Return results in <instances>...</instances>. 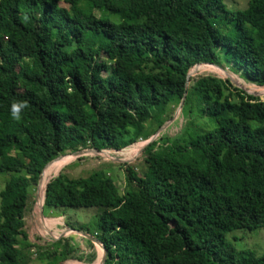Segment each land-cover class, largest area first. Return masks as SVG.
Returning <instances> with one entry per match:
<instances>
[{
	"label": "trees",
	"instance_id": "trees-1",
	"mask_svg": "<svg viewBox=\"0 0 264 264\" xmlns=\"http://www.w3.org/2000/svg\"><path fill=\"white\" fill-rule=\"evenodd\" d=\"M222 58L264 87V0H0V264H32L19 238L30 239L39 182L40 209L44 196L43 208H101L93 231L68 223L63 234L96 237L104 264H264L227 239L264 228V99L195 73ZM183 100L178 131L161 130ZM156 134L142 174L124 164L123 193L103 169L53 176L71 153L119 152ZM33 243L48 264L98 255L79 233Z\"/></svg>",
	"mask_w": 264,
	"mask_h": 264
},
{
	"label": "rangeland",
	"instance_id": "rangeland-1",
	"mask_svg": "<svg viewBox=\"0 0 264 264\" xmlns=\"http://www.w3.org/2000/svg\"><path fill=\"white\" fill-rule=\"evenodd\" d=\"M228 7L230 8H244L246 7L249 0H224ZM97 14L100 11L96 10ZM223 31H227L225 27H222ZM196 67V66H195ZM204 68L201 70H197L195 73L201 71L199 74L203 73H213L219 77L226 78L229 77L232 81L244 89L247 93L254 94L259 96L261 99H264V87L258 88L254 84L246 82L240 74L233 72L230 64H228L222 58V65H215V64H205ZM193 69V68H192ZM191 69V70H192ZM193 73V74H195ZM192 74V75H193ZM179 106L175 108L173 112L172 119L168 120L166 123H169L166 127L172 125L169 129L172 133L178 131L179 124L178 120H176L179 116L178 113ZM180 113V112H179ZM165 127V128H166ZM85 150V149H84ZM144 149H142L143 151ZM137 151V147L132 148L131 151L127 150H120L119 152H111L110 156L104 154L103 152L97 153L95 151H88L87 154L82 156H74L72 160L67 162L59 171L55 172L53 176L58 174L60 171L66 172L70 177H85L91 174L95 170L103 169L107 172L108 177L110 180L115 182L120 191L123 193L127 189V171L125 168V163L131 164L135 170L142 174L145 169L146 165L144 163L142 155V151L139 152L137 157H135V153ZM73 154V153H71ZM67 155V154H66ZM5 177L0 176V192L5 186ZM38 196H39V184L38 186H33L31 188V196L28 201L27 209H26V224L25 230L28 232L30 239H25L23 237L19 238V247H21L25 253L33 258L32 264H48L46 259L39 258L38 254L40 252V248L36 246L33 242L40 243L44 245L46 241H57L60 236L56 237L49 236L45 234L47 237L44 238L39 234V230L44 229V225L42 226V216H41V209L38 207ZM0 206H1V199H0ZM44 207V205H43ZM101 212V208L99 207H48L45 206L43 209V214L46 217H50L52 214L58 216L59 215V223L64 227H67L66 224L71 223L74 226H80L82 224H86L90 230H94L95 226L98 222V215ZM33 213H37L38 224L41 227H37L36 224L31 219ZM62 229V228H61ZM58 233H62L61 230L56 229ZM66 233L68 235H76L77 232L66 229ZM86 232V231H85ZM81 242V250L84 251H92V247L90 243L85 240H82L78 237ZM227 239L233 244V246L238 251H251L256 257H260L264 255V228H259L256 230L250 229H236L230 232L227 236ZM31 243V244H30ZM100 244V243H99ZM46 249V248H45ZM51 250L52 247L47 248ZM101 251V249H99ZM62 264H66L63 262Z\"/></svg>",
	"mask_w": 264,
	"mask_h": 264
},
{
	"label": "crops",
	"instance_id": "crops-1",
	"mask_svg": "<svg viewBox=\"0 0 264 264\" xmlns=\"http://www.w3.org/2000/svg\"><path fill=\"white\" fill-rule=\"evenodd\" d=\"M42 214L43 213H41V216H42L41 218L44 219L45 223H46V226L43 227L44 229H42V230L40 229L39 232H38L39 234H41L42 237L46 238L47 236L45 234H47L48 237L49 236H53L54 237V234L58 233V232H56L57 231L56 229L62 231V233H60L61 234L60 238L63 237V236H67L68 235V234H63V229L64 228H63V225L59 224V223H61L59 221V215L56 216V215L52 214L50 217H46L44 214L43 215ZM41 218L40 219L38 218L37 213H33V215L31 216V219L33 220V222L36 224L37 227H41V225H39L38 222H37L38 219L41 220ZM25 222H26V215H25ZM43 225L44 224H42V226ZM66 226H68V225L66 224ZM77 234H78V232H77ZM49 239H51V237H49ZM94 244H95V247L97 249L98 255H97L96 261L93 264H101L102 261H103V257L105 255L104 248L99 243L94 242ZM99 249H101V251H99ZM66 264H86V263H83V262L77 261V260H71V261H67Z\"/></svg>",
	"mask_w": 264,
	"mask_h": 264
},
{
	"label": "water",
	"instance_id": "water-1",
	"mask_svg": "<svg viewBox=\"0 0 264 264\" xmlns=\"http://www.w3.org/2000/svg\"><path fill=\"white\" fill-rule=\"evenodd\" d=\"M207 64H209V63H207ZM197 65H199V64H197ZM196 65V66H197ZM190 77V73H189V75H188V78ZM231 79V78H230ZM232 80V79H231ZM183 104H184V100L181 102V104H180V106H179V110H178V113L177 114H179V112L181 111V109H182V106H183ZM169 123H165V125L161 128V130H163L167 125H168ZM160 130V131H161ZM159 131V132H160ZM158 134H156V135H154L151 139H149V141H148V143L150 142V141H152L154 138H156V136H157ZM147 143V144H148ZM146 144V145H147ZM145 148V147H144ZM143 148V149H144ZM88 151H95V152H97V153H101V152H104L105 150H96V149H83V150H79V151H76V152H74L73 153V155H75V156H82V155H84V154H87L88 153ZM59 157H61V156H59ZM58 157V158H59ZM57 159V158H56ZM55 160V159H54ZM53 160V161H54ZM53 161H51V162H53ZM50 162V163H51ZM50 163H48L47 164V166L50 164ZM46 166V167H47ZM45 167V168H46ZM45 170V169H44ZM44 172V171H43ZM43 174V173H42ZM41 180V179H40ZM39 184H40V182H39ZM47 187V186H46ZM44 202H45V196H44ZM44 202H43V204H42V206H41V213H43V205H44ZM43 215V214H42ZM70 230H73V231H77L78 233H80V234H82L83 236H85L86 238H88V239H90V240H92V241H94V242H96V243H100L102 246H103V244L96 238V237H94L93 235H91L90 233H88V232H85V231H80V230H78V229H70ZM103 248H104V251H105V255H104V257H103V261H102V263L101 264H104L105 263V261H106V259H107V249H106V247L105 246H103Z\"/></svg>",
	"mask_w": 264,
	"mask_h": 264
},
{
	"label": "clouds",
	"instance_id": "clouds-1",
	"mask_svg": "<svg viewBox=\"0 0 264 264\" xmlns=\"http://www.w3.org/2000/svg\"><path fill=\"white\" fill-rule=\"evenodd\" d=\"M28 107L26 101L14 102L11 105V115L13 119L19 120L21 118L22 111Z\"/></svg>",
	"mask_w": 264,
	"mask_h": 264
},
{
	"label": "built area",
	"instance_id": "built-area-1",
	"mask_svg": "<svg viewBox=\"0 0 264 264\" xmlns=\"http://www.w3.org/2000/svg\"><path fill=\"white\" fill-rule=\"evenodd\" d=\"M148 141L149 140H144V139L141 138L135 144H133L130 147H128L127 149H125V151H127V150L131 151L132 148L137 147V151L135 153V157H137V155L139 154V152L142 151V149L146 146V144L148 143ZM104 152H108L110 154L111 152H116V151H114V150H105Z\"/></svg>",
	"mask_w": 264,
	"mask_h": 264
},
{
	"label": "bare ground",
	"instance_id": "bare-ground-1",
	"mask_svg": "<svg viewBox=\"0 0 264 264\" xmlns=\"http://www.w3.org/2000/svg\"><path fill=\"white\" fill-rule=\"evenodd\" d=\"M45 221V220H44Z\"/></svg>",
	"mask_w": 264,
	"mask_h": 264
}]
</instances>
